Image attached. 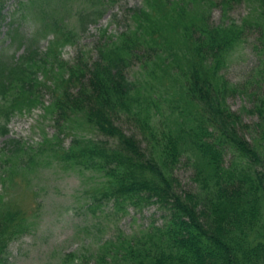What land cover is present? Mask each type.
<instances>
[{"label":"trees","instance_id":"16d2710c","mask_svg":"<svg viewBox=\"0 0 264 264\" xmlns=\"http://www.w3.org/2000/svg\"><path fill=\"white\" fill-rule=\"evenodd\" d=\"M7 1L0 0V134L8 133L15 111L44 107L59 135L73 137L67 150L60 149L58 162L100 178V185L86 192L89 209L112 203L118 212L153 205L162 212L161 224L106 241L95 264H264V0H220L219 5L145 0V7L129 11L133 25L111 35V44L98 49L92 64L80 55L73 64L57 55L47 60L51 47L43 52L37 37L7 22ZM54 1L64 6L70 0H28L20 6L60 29L50 8ZM196 1L200 6L194 10L190 4ZM208 2L224 15L246 3L247 13L214 25ZM77 15L86 30L102 13ZM251 32L257 34L258 60L242 85L231 83L223 72ZM8 40L16 46L12 55L4 46ZM135 64L143 84L128 77ZM44 88L53 100L48 107ZM237 95L249 100L251 107L241 111L256 116V123H245L228 104ZM126 122L140 138L127 134ZM88 131L107 139L89 137ZM58 141L46 138L37 150L21 155L19 140L10 139L3 157L27 170L61 148ZM181 165L193 170L190 189L177 175ZM5 197H0V264L8 262L10 244L30 228Z\"/></svg>","mask_w":264,"mask_h":264},{"label":"rangeland","instance_id":"374dc122","mask_svg":"<svg viewBox=\"0 0 264 264\" xmlns=\"http://www.w3.org/2000/svg\"><path fill=\"white\" fill-rule=\"evenodd\" d=\"M27 1L6 2L4 12L7 15V22L15 21V26L20 28L23 35L37 37L38 46L43 52L51 47L47 60L53 61L57 55L58 60L70 64L75 62L78 55L88 60L90 64L97 61L98 49L107 48L111 44L113 40L111 35L117 36L133 25L129 12L131 8L146 6L145 0H70L64 6L54 1L50 5L53 9V19L62 25V28L56 29L52 25L51 27L46 25L44 19L36 15L34 10L25 7L23 10L20 2ZM211 1L217 4L220 2V0ZM181 4L179 3L177 8ZM208 5L211 7L210 22L214 25H219L222 18L226 20L227 17L239 21L247 13L246 3L237 5L225 15L222 8L218 7L219 4L217 6L214 4L213 8L211 2H208ZM199 6L198 1L190 4L194 10ZM88 11H94L96 15L102 13V16L92 18L94 22L89 23L86 30H83L77 12ZM226 22L230 23L231 20ZM7 27L3 31H6ZM256 37L255 32L249 33L248 42L231 57L227 69L223 72L231 83L242 85L247 78H250L249 74L258 60L254 53ZM9 45L8 40L4 46H7L9 55H12L16 46ZM23 50V48L18 50L17 55H21ZM139 71L135 64L128 71V77L141 82ZM38 77L39 83H44V75L39 73ZM47 91L43 89L45 95L43 105L46 107L53 102ZM228 104L234 111L240 113L242 108L251 107L249 100L240 95L230 97ZM45 113L44 107L40 106L25 113L17 110L8 122V133L0 134V197L6 196L3 201L10 200L11 205L19 211L24 225L30 227L25 234L10 244V256L5 264H95L94 255L106 241L116 240L115 237L119 234L128 238L139 234L152 223L161 224L162 212L155 205L145 207L141 212L129 208L127 213L118 212L115 208L113 211L112 203L96 212L89 209L92 199L86 192L90 191V185H96L95 187L98 186L97 184L100 185V178H89L81 170L74 169L73 164L68 166L66 163L58 162L57 158L63 155L62 151L71 146L73 137L66 134L59 135L52 118L50 119ZM242 114L247 124L252 125L258 120L256 116ZM123 128L127 134L141 137L133 124L126 122ZM88 135L97 139H107L91 131H88ZM245 135L247 139L250 138L249 134L245 133ZM52 137H60L61 142L58 143L61 144L58 146L61 148L47 159L40 156L39 162L34 163L27 170L20 171L18 160L9 162L3 157L9 149L7 142L10 139L19 140L20 152H25L21 155H25L37 150L46 138ZM51 148L52 145L49 144V149ZM260 168L264 170V167ZM7 170L10 172L9 178L5 176ZM192 174L193 170L190 166L181 165L177 170V175L186 189L193 187ZM2 211H5L4 207Z\"/></svg>","mask_w":264,"mask_h":264}]
</instances>
